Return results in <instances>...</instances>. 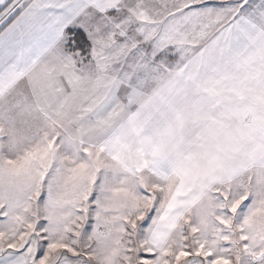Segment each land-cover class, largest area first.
<instances>
[{
	"label": "snow or ice",
	"instance_id": "1",
	"mask_svg": "<svg viewBox=\"0 0 264 264\" xmlns=\"http://www.w3.org/2000/svg\"><path fill=\"white\" fill-rule=\"evenodd\" d=\"M0 264H264V0H0Z\"/></svg>",
	"mask_w": 264,
	"mask_h": 264
}]
</instances>
